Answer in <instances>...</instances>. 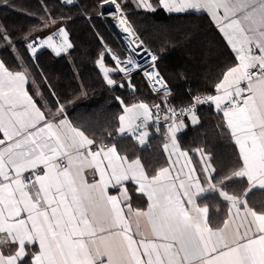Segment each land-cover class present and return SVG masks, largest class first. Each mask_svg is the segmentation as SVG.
<instances>
[{
    "label": "crops",
    "instance_id": "0c3cea01",
    "mask_svg": "<svg viewBox=\"0 0 264 264\" xmlns=\"http://www.w3.org/2000/svg\"><path fill=\"white\" fill-rule=\"evenodd\" d=\"M135 1L155 9L153 0ZM154 1L167 12L207 13L234 55L245 52L212 105L243 160L234 178L264 189V76L248 79L255 62L264 65V0ZM27 84L25 72L9 70L0 58V264H19L28 245L38 247L32 264H264V213L212 180L209 156L198 152L195 161L180 147L185 119L165 131L167 164L149 176L114 144L85 148L92 139L64 112L39 105ZM238 100L244 105L225 108ZM149 117L146 104L127 106L118 131ZM150 133L144 129L146 141ZM38 168L27 189L24 176ZM128 181L146 206L131 203ZM213 191L229 203L221 228L208 224V208L198 202Z\"/></svg>",
    "mask_w": 264,
    "mask_h": 264
},
{
    "label": "trees",
    "instance_id": "16d2710c",
    "mask_svg": "<svg viewBox=\"0 0 264 264\" xmlns=\"http://www.w3.org/2000/svg\"><path fill=\"white\" fill-rule=\"evenodd\" d=\"M106 1L78 0L79 4L68 6L59 0H0V58L5 66L25 72L27 89L39 105L64 112L92 141L118 131L125 107L163 102L162 94L150 88L142 68L125 75L113 61L108 48L121 59L127 53L102 13ZM116 1L143 44L157 55L156 67L171 89L167 100L173 106L189 103L203 93H215L226 72L236 65L228 40L207 13L167 12L154 0L153 11L140 8L135 0ZM59 26L66 27L72 48L60 56L44 49L33 59L27 43ZM191 113L197 122L190 121ZM191 113L177 135L180 147L195 161L198 152L209 156L212 180L223 182L226 192L244 197L250 208L264 213V189H249L246 178H234L243 160L222 111L210 104ZM165 131L150 133L146 146L129 137L111 144L129 158H138L152 176L168 161ZM127 187L131 203L147 205L136 183L128 181ZM198 202L208 208V224L221 228L229 203L218 191L207 193ZM27 249L19 264H32L38 247L28 245Z\"/></svg>",
    "mask_w": 264,
    "mask_h": 264
},
{
    "label": "built area",
    "instance_id": "2783aa9c",
    "mask_svg": "<svg viewBox=\"0 0 264 264\" xmlns=\"http://www.w3.org/2000/svg\"><path fill=\"white\" fill-rule=\"evenodd\" d=\"M59 1L61 4L68 6L79 4L78 0H59ZM112 27L114 28L117 36L125 46V50L127 54L123 59L126 60L130 54V51L113 24ZM44 40H46V43L42 44ZM40 43L42 45L38 46V44ZM27 45L31 56L34 59L36 58L37 54L44 49H50L54 52V54L60 56L72 48V43L69 38V33L65 26L57 27L47 36L35 37L32 40H30L27 43ZM145 51H147L151 55V57L146 59L139 66L128 71L123 70V68L119 64V61H125V60H122L116 54L111 53L110 55L112 56V59L116 63L119 70L125 75L133 72L134 70L142 68L143 74L146 80L148 81L150 88L154 93L162 94L163 102L146 104L150 116L149 119L140 118L136 121L135 124L132 125L130 129L117 131L116 133L110 134L107 138L102 139L100 141H92V143L89 144L88 146H85V148L89 150H94L99 147H108L111 143H114L119 139L125 137L131 138L139 146H146L147 141L144 138L145 128H149L151 133L154 132L158 134L163 129L168 130L176 121L180 119H184L191 112H194L198 106L213 104V98L215 94L213 92H207L197 95L192 99L191 102L183 105L173 106L172 104H170V102H168L167 99L171 92V89L156 67L157 55L150 53L148 50ZM244 55L245 52L240 51L237 52L234 56L236 59H238ZM261 76H264V65L261 62H255L248 70V79L250 81L254 78ZM243 105H244V101H240V100L236 102L228 101L225 104V108L230 109L234 106H243ZM41 171L42 170L40 168L34 169L28 172L24 176L23 182L27 189H32L34 187L38 177L41 175Z\"/></svg>",
    "mask_w": 264,
    "mask_h": 264
},
{
    "label": "bare ground",
    "instance_id": "6f19581e",
    "mask_svg": "<svg viewBox=\"0 0 264 264\" xmlns=\"http://www.w3.org/2000/svg\"><path fill=\"white\" fill-rule=\"evenodd\" d=\"M104 8L108 10L110 21L117 29L130 51L129 56L125 61H119V64L123 70H131L139 66L146 59L150 58L151 55L144 50L139 39L133 33L128 20L121 11L120 6L116 2L112 1L105 3ZM43 43H46V40H44L42 44ZM42 44L40 43L38 46H41Z\"/></svg>",
    "mask_w": 264,
    "mask_h": 264
},
{
    "label": "water",
    "instance_id": "95a60500",
    "mask_svg": "<svg viewBox=\"0 0 264 264\" xmlns=\"http://www.w3.org/2000/svg\"><path fill=\"white\" fill-rule=\"evenodd\" d=\"M112 1H114V2H116V3L118 4V2H117L116 0H108V1H106L105 3H109V2H112ZM105 3H104V4H105ZM104 4H103V6H102V13H104V14L106 15L107 20H108L110 23H112V22L110 21L109 16L107 15V14H108V10L104 8ZM118 5H119V4H118ZM120 8H121V7H120ZM121 11L123 12L122 9H121ZM123 13H124V12H123ZM124 15H125V14H124ZM125 17H126V15H125ZM126 19H127V17H126ZM127 20H128V19H127ZM128 23L130 24V27H131L133 33L135 34V36L139 39L140 43L142 44L144 50H148L150 53L156 55L154 51L148 49V48L143 44L142 40L140 39V37H139L138 34L136 33L135 29L133 28V26L131 25V23L129 22V20H128ZM108 51L110 52V54H111V53L115 54V53H114L111 49H109V48H108ZM122 60H125V59H122Z\"/></svg>",
    "mask_w": 264,
    "mask_h": 264
},
{
    "label": "rangeland",
    "instance_id": "374dc122",
    "mask_svg": "<svg viewBox=\"0 0 264 264\" xmlns=\"http://www.w3.org/2000/svg\"><path fill=\"white\" fill-rule=\"evenodd\" d=\"M120 6V5H119ZM121 7V6H120ZM122 9V8H121ZM108 15V14H107ZM110 23V22H109ZM110 25L112 26V23H110ZM50 50V49H49ZM50 51H52V50H50ZM53 52V51H52ZM54 53V52H53ZM104 67V66H103ZM104 70H105V72H106V74H107V76H108V79H109V81L110 82H112V79H111V77H110V75L108 74L109 72H108V70H107V68L106 67H104ZM134 106V105H133ZM190 119H191V121L193 122V123H195V122H197V118H196V115H195V113H191L190 114Z\"/></svg>",
    "mask_w": 264,
    "mask_h": 264
}]
</instances>
